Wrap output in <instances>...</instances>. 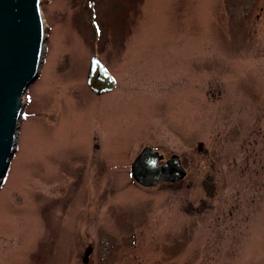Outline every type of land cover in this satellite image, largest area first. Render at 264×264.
I'll return each instance as SVG.
<instances>
[{"label":"rangeland","instance_id":"374dc122","mask_svg":"<svg viewBox=\"0 0 264 264\" xmlns=\"http://www.w3.org/2000/svg\"><path fill=\"white\" fill-rule=\"evenodd\" d=\"M41 3L0 264H264V0ZM93 55L112 92L88 87ZM145 146L184 179L135 181Z\"/></svg>","mask_w":264,"mask_h":264},{"label":"water","instance_id":"95a60500","mask_svg":"<svg viewBox=\"0 0 264 264\" xmlns=\"http://www.w3.org/2000/svg\"><path fill=\"white\" fill-rule=\"evenodd\" d=\"M42 0H0V189L18 150L20 122L25 110L24 96L40 75L47 52V30ZM88 87L96 94L111 92L116 79L98 55L90 59ZM163 156L145 146L131 166L141 186L176 183L186 171L180 156L159 164ZM92 248L86 251L87 262Z\"/></svg>","mask_w":264,"mask_h":264},{"label":"flooded vegetation","instance_id":"af4514ba","mask_svg":"<svg viewBox=\"0 0 264 264\" xmlns=\"http://www.w3.org/2000/svg\"><path fill=\"white\" fill-rule=\"evenodd\" d=\"M112 92V91H111ZM107 93H109V92H107ZM104 94V93H103Z\"/></svg>","mask_w":264,"mask_h":264}]
</instances>
